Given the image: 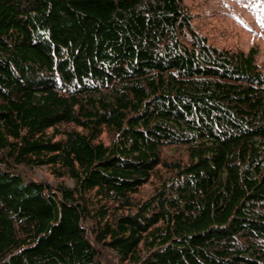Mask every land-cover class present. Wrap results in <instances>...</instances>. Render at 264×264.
I'll return each instance as SVG.
<instances>
[{"label": "trees", "instance_id": "1", "mask_svg": "<svg viewBox=\"0 0 264 264\" xmlns=\"http://www.w3.org/2000/svg\"><path fill=\"white\" fill-rule=\"evenodd\" d=\"M194 17L0 0V264H264L260 50Z\"/></svg>", "mask_w": 264, "mask_h": 264}, {"label": "rangeland", "instance_id": "2", "mask_svg": "<svg viewBox=\"0 0 264 264\" xmlns=\"http://www.w3.org/2000/svg\"><path fill=\"white\" fill-rule=\"evenodd\" d=\"M259 1L261 0H184L195 16L196 25L210 40L218 46L244 50L256 45L260 50L259 62L264 67V37L258 20L254 17L255 9L252 8ZM107 136H103L105 142H109ZM25 173L29 178L55 182L44 167L36 168L33 172L26 170Z\"/></svg>", "mask_w": 264, "mask_h": 264}]
</instances>
